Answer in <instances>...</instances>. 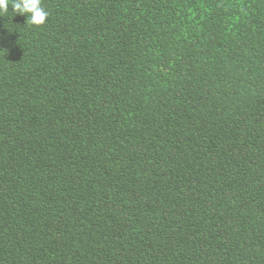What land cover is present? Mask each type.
Here are the masks:
<instances>
[{
	"label": "trees",
	"instance_id": "trees-1",
	"mask_svg": "<svg viewBox=\"0 0 264 264\" xmlns=\"http://www.w3.org/2000/svg\"><path fill=\"white\" fill-rule=\"evenodd\" d=\"M0 17V264H264V0H42Z\"/></svg>",
	"mask_w": 264,
	"mask_h": 264
},
{
	"label": "clouds",
	"instance_id": "clouds-1",
	"mask_svg": "<svg viewBox=\"0 0 264 264\" xmlns=\"http://www.w3.org/2000/svg\"><path fill=\"white\" fill-rule=\"evenodd\" d=\"M11 10L27 17V23L41 26L46 22L49 12L42 6V0H0V17Z\"/></svg>",
	"mask_w": 264,
	"mask_h": 264
}]
</instances>
